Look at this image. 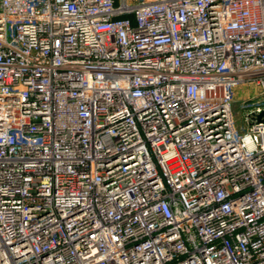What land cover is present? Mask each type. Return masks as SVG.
Here are the masks:
<instances>
[{
    "label": "built area",
    "instance_id": "2783aa9c",
    "mask_svg": "<svg viewBox=\"0 0 264 264\" xmlns=\"http://www.w3.org/2000/svg\"><path fill=\"white\" fill-rule=\"evenodd\" d=\"M262 113L264 0H0V264H264Z\"/></svg>",
    "mask_w": 264,
    "mask_h": 264
},
{
    "label": "rangeland",
    "instance_id": "374dc122",
    "mask_svg": "<svg viewBox=\"0 0 264 264\" xmlns=\"http://www.w3.org/2000/svg\"><path fill=\"white\" fill-rule=\"evenodd\" d=\"M254 93V89L253 88H249V90H245V91H243L242 93H239V95H241V97H247V96H251L252 94Z\"/></svg>",
    "mask_w": 264,
    "mask_h": 264
},
{
    "label": "water",
    "instance_id": "95a60500",
    "mask_svg": "<svg viewBox=\"0 0 264 264\" xmlns=\"http://www.w3.org/2000/svg\"><path fill=\"white\" fill-rule=\"evenodd\" d=\"M262 114H264V113H262ZM259 118H261V115L259 116Z\"/></svg>",
    "mask_w": 264,
    "mask_h": 264
}]
</instances>
